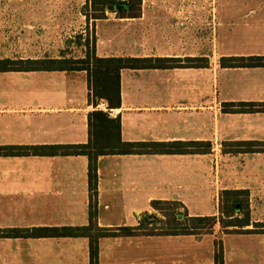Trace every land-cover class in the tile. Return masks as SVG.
Returning a JSON list of instances; mask_svg holds the SVG:
<instances>
[{"label":"crops","instance_id":"crops-1","mask_svg":"<svg viewBox=\"0 0 264 264\" xmlns=\"http://www.w3.org/2000/svg\"><path fill=\"white\" fill-rule=\"evenodd\" d=\"M0 0V60L99 57L205 59L199 66L122 69L126 142H209V153L98 158L97 223L135 227L153 200L192 216L218 215L224 190H247L251 222H264V66L223 67V57L264 56V0ZM127 2V3H126ZM88 43V44H87ZM85 71L0 72V145L81 144L89 102ZM104 105L101 107V105ZM242 143V144H240ZM234 150H237L235 152ZM84 155L0 156V229L88 224ZM252 228V225L247 227ZM264 264V234L116 236L98 241V264ZM0 264H90L86 237H0Z\"/></svg>","mask_w":264,"mask_h":264},{"label":"trees","instance_id":"trees-1","mask_svg":"<svg viewBox=\"0 0 264 264\" xmlns=\"http://www.w3.org/2000/svg\"><path fill=\"white\" fill-rule=\"evenodd\" d=\"M116 5L117 0H93ZM127 3V2H126ZM88 44V43H87ZM205 59L99 57L89 47L84 58L0 60V72L7 71H85L90 89L89 102L97 106L106 103V110L95 109L88 114V141L81 144L57 145H0V156H66L84 155L88 159L89 207L88 224L76 227L0 229V237H86L89 240L90 264H98V241L116 236H202L212 234L217 224L223 234H264V222H251L249 193L247 190H224L220 194L219 213L210 216L189 215L178 201L153 200L151 213H143L135 227L107 229L98 226L97 184L98 158L104 155L156 154V153H209V142H126L121 138L120 117L110 116L112 109L121 105L120 72L122 69H164L199 66ZM223 67L264 66V56L223 57ZM224 110L231 112L264 111V103H224ZM242 144V143H240ZM244 152L262 150L244 149ZM237 152V150H234ZM252 225L251 229L247 227ZM215 264H223L221 240H214Z\"/></svg>","mask_w":264,"mask_h":264},{"label":"rangeland","instance_id":"rangeland-1","mask_svg":"<svg viewBox=\"0 0 264 264\" xmlns=\"http://www.w3.org/2000/svg\"><path fill=\"white\" fill-rule=\"evenodd\" d=\"M214 233H216V236H222V234H223V231H222V228H220V225L219 224H217L216 226H215V228H214V231H213V233L212 234H214ZM212 234H207V235H212Z\"/></svg>","mask_w":264,"mask_h":264},{"label":"built area","instance_id":"built-area-1","mask_svg":"<svg viewBox=\"0 0 264 264\" xmlns=\"http://www.w3.org/2000/svg\"><path fill=\"white\" fill-rule=\"evenodd\" d=\"M102 106H104V105L102 104L101 107H102ZM111 112H112V111H110V113H111Z\"/></svg>","mask_w":264,"mask_h":264}]
</instances>
